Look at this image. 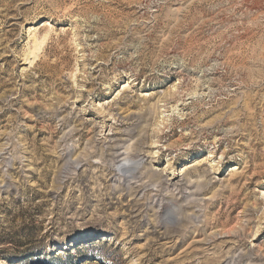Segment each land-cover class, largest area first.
Listing matches in <instances>:
<instances>
[{"label":"rangeland","instance_id":"obj_1","mask_svg":"<svg viewBox=\"0 0 264 264\" xmlns=\"http://www.w3.org/2000/svg\"><path fill=\"white\" fill-rule=\"evenodd\" d=\"M228 263L264 264V0H0V264Z\"/></svg>","mask_w":264,"mask_h":264},{"label":"bare ground","instance_id":"obj_2","mask_svg":"<svg viewBox=\"0 0 264 264\" xmlns=\"http://www.w3.org/2000/svg\"><path fill=\"white\" fill-rule=\"evenodd\" d=\"M48 34H46V35H44L43 37H42V39L40 40H36V43H35V49H40V48H42V46L45 44V42L47 41V38H48ZM131 148V146H127V150H129ZM136 160V159H135ZM126 162L127 163H118L119 165H118V168H119V170H121L122 172L123 171H125L126 173L127 172H130V169L131 168H133V167H135V166H138L139 165V161H137V162H135V163H128L129 162V160L128 159H126ZM131 164H133V167H130L131 166ZM173 217H172V220H175L177 217V213L174 211L173 212ZM98 233H96L95 235H97ZM229 264V263H228Z\"/></svg>","mask_w":264,"mask_h":264}]
</instances>
